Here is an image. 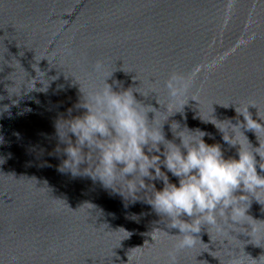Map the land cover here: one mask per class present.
<instances>
[{"label":"water","instance_id":"obj_1","mask_svg":"<svg viewBox=\"0 0 264 264\" xmlns=\"http://www.w3.org/2000/svg\"><path fill=\"white\" fill-rule=\"evenodd\" d=\"M0 264H264V0H0Z\"/></svg>","mask_w":264,"mask_h":264}]
</instances>
